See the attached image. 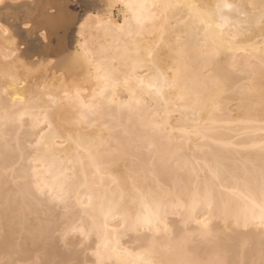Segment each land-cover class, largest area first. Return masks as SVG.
I'll return each mask as SVG.
<instances>
[{
    "label": "bare ground",
    "instance_id": "obj_1",
    "mask_svg": "<svg viewBox=\"0 0 264 264\" xmlns=\"http://www.w3.org/2000/svg\"><path fill=\"white\" fill-rule=\"evenodd\" d=\"M104 2L105 8L109 3L116 5L110 12L112 25L123 24L122 0H105ZM147 2L164 5L175 3L176 0H147ZM180 2L197 6L201 13L206 14L204 18L212 27H206L188 9L166 11L161 7L157 9V12L162 14L164 19L158 20L155 28L149 25L150 32L140 41L142 49L147 47L149 42L159 43L160 29L163 28V43L155 59L165 71L173 70L168 72V75L175 77L177 87L166 89L164 98L143 95L140 97L141 104L134 106L131 112L127 109L121 110L117 106L129 99L128 92L124 88H120L116 93L115 104L104 101L98 113L89 116L88 123L79 122L80 102L75 99L76 88L79 87L85 102L92 100L98 84L94 75H90V71L94 73L95 69L88 62L89 60L104 61L107 67L114 69L121 78L123 77L127 68L124 59H122L123 53L116 50L118 47L116 40H121L119 47L122 48L126 37L114 32L107 26L98 28V22L95 19L97 13L88 12L76 22V40L70 54L63 56L64 58L61 57L60 63H57L58 60L55 61V59L45 61V65L52 66L54 70L59 68L58 72L49 68L50 66L31 68L33 65L31 66L29 63L26 65L31 67L27 68L21 61L29 54L28 49H31L29 46L38 42L32 47L45 52L54 51L60 41V35L70 28L76 17L72 18V15L69 14V2L67 0H6L5 5L0 7V19H3V22L13 19L10 27L0 22V25L9 29L8 36L0 31V116L3 115L5 108L12 110L14 103L15 111L18 114L23 110L25 104H29L30 101L37 98H39V103L34 106L44 107L48 104L47 95L51 93L59 96L62 100V103L55 110L53 120L62 140L66 141L69 136H75L79 133L83 137L94 140L97 144L103 142L104 146L101 151L105 154L101 157L104 165L101 172L97 173L88 167L86 154L81 153V156L85 157V168L81 169L79 165H76L74 174L72 171L68 172L70 177L68 188L72 195L68 199L67 207L63 205L67 210L68 208L77 209L75 214L70 212L71 215L69 217L67 215L68 219L67 224L65 223L66 227H63L64 231L67 230L70 233L73 227H77L90 233L83 240L88 241L91 236H94L93 264H99L101 259L103 264H133L135 254L144 249L154 251V259L157 260L158 264L161 261L167 264L169 260L180 257L181 254L176 247V242L182 237L188 241L193 240V243H188V248L203 261L209 260L217 252L224 254L229 264H235L237 258L239 262L244 264H261L262 259H264L262 256L264 253V230L252 226L248 228L236 227L235 221L232 219L244 211L245 201L242 193L247 192L245 181L252 183L254 178H258L259 168L264 161V153L256 146L264 142V133L260 131V125L264 123V68L260 63V54L255 50L264 45V26L258 24L262 0H180ZM224 3L243 5V11L248 14L246 19L243 16H237L234 11L229 12L227 9L224 10V15L246 23L250 27L236 33L235 29L229 26L223 30L224 34L221 36V29L216 27V24L221 22L219 14L216 12V6ZM250 5L254 7H250ZM115 9L117 16L113 13ZM90 13L92 18H89ZM25 21L32 25L30 30L24 28ZM82 24L84 25L83 28L81 27ZM17 25L20 26V32L17 30ZM41 32L47 33V43L45 44H42L43 42L41 41V43L38 39V33ZM232 34L238 36V39L233 42L236 45L235 50L221 51L218 57L207 55L213 48L214 40L217 43L227 41ZM19 36H23L22 40L29 43V46L26 47L22 42L20 43V39L16 38ZM41 37L40 35L39 38L44 40ZM205 40L207 44H205ZM85 52L88 53L87 59L84 58ZM48 53L50 54V52ZM77 55L80 56L82 63L70 70L66 61L69 57H76ZM162 57L163 59H161ZM145 67L146 71H141L138 75L147 78L150 76V71L147 70V65ZM45 86L48 91L42 92L40 89ZM5 88L7 95H4ZM185 88L187 91H183ZM66 90L71 94V98H64ZM181 95L184 96L183 100L179 99ZM17 96L21 99L14 101L13 98ZM197 96L202 101L199 105L195 103ZM209 98H217L218 107H214L211 103H205ZM21 100L24 101V104L21 103ZM233 100H237L235 115L232 114L231 108L229 109L228 106L229 102ZM193 108L196 109L195 112L192 111ZM107 117L112 118V120L108 118L110 121L106 122ZM123 117L126 120L135 119L143 131L140 134L129 132V126L127 127L125 123L123 125L120 122L123 121ZM153 124L167 125L166 131H153L151 129ZM118 127L123 128L127 137L117 136ZM21 128L25 129L21 133V135L23 134V143L32 145L30 146L31 151L27 150L29 152L25 153L24 144L16 137L18 136V134L16 135L17 130ZM191 129H199L201 136L184 134V130ZM6 136L10 138L12 136L13 141H17H15L17 144L15 148L18 150L17 156L13 152L16 149L14 147L15 150L11 149V140H8L9 138L6 140ZM203 136H207L208 139H203ZM38 139L39 129L33 127V122L30 119L25 118L22 127L19 122L5 123L0 119V172L3 171L0 173V190L6 185L2 179V174L7 168L11 171L12 168L10 169V167H14L16 162L18 164L20 162L21 165V161H25L26 164L23 162L19 166L21 170L19 167L15 170L12 169V178H23L22 175L28 178L27 183L23 179L25 183L19 184L20 186L14 194L10 189L12 196L7 194L8 191L6 192V204L10 205L12 201H15L16 196H22L19 197L23 198L20 199V204H22L19 205L18 200L17 206L21 207L25 204L29 210L31 199L28 198L29 201L26 200L28 202L24 203L26 197L23 196L33 198L34 196L29 193L34 192L35 184L52 180V176L45 170L46 164L41 162L44 150L40 149L38 153L34 147ZM132 141H143L148 148H152L151 154H145L151 156L148 158L151 159H146L144 155L145 159H140L144 164L139 161V167H136V164L134 167L130 165L132 156L127 159L133 152ZM111 143L114 145L112 146ZM14 145L12 143V146ZM106 147L109 149L106 150ZM54 151L60 155L61 159H65L74 155L75 145L67 143L63 147L57 146ZM114 152L118 154L119 158L123 157L120 161L122 165L117 164L120 159L115 156L116 154L112 156ZM213 157L223 162L227 172L222 176L221 183L214 185V207L211 214L206 208L197 210L195 214L201 220L205 217L209 218L213 240H202L199 236L192 235L198 229L195 220L188 224L187 232L189 234L187 236H185V229L180 228L181 232H184L182 234L184 236L180 235V237L178 236L180 230L175 229L177 226L175 228L171 226L172 221L169 222L170 224L168 223V217L172 215L180 217L185 214L184 205L191 202V198L197 190L203 192L206 174L199 171V168L194 172L192 167L197 160H211ZM144 160L148 163H145ZM185 161L189 162L187 167ZM23 164L27 166L24 167ZM70 167L65 165V168ZM16 170H20V172H15L14 177ZM146 171L147 175L150 174L149 179L146 178L147 175L143 178ZM179 171L181 172L179 173ZM5 176L4 179L6 180ZM149 180L153 185L155 184L153 188L146 183L150 182ZM237 180L240 183H237ZM233 188L238 190L235 194L231 191ZM136 189L143 191L149 203L157 200L165 205L161 210L163 221L158 230L154 227L152 231H148L146 227L136 223L137 216L144 211ZM1 193L0 195L3 196ZM89 197L92 200L91 205H89ZM37 198L34 197L33 199L36 200ZM33 199L32 202H34ZM106 200L121 202L122 212L119 216L109 217L105 222L99 212V207ZM7 201L9 202L7 203ZM34 204L35 202L32 203V205ZM1 210L3 211V209ZM9 210L8 212L11 213L12 210ZM2 211L0 212L1 215ZM22 211L21 209V213L24 212ZM165 212L167 215H164ZM225 212L228 213L227 219L222 218ZM5 216L7 217V215ZM22 216L24 217V215ZM23 217L22 220L26 218ZM92 217L96 218L98 230L93 228ZM6 219L8 222V217ZM216 219H220L224 226L220 227L217 223L216 226L215 222L213 225L212 222ZM15 221H11V223H15ZM176 222L179 223V221ZM6 226L8 224L4 226L5 229ZM165 227L168 229L167 232ZM7 229L11 230V227L8 226ZM10 230H8L9 234L5 231L6 235L4 234L0 241L5 246L0 245V250L4 247L7 250L10 248L9 246L13 241L12 235H14L11 234ZM138 231L149 232L150 238L141 241L136 247L128 246V243L122 240V237L125 235L127 237L128 233L135 234ZM48 233L49 228L38 225L33 227L29 234L33 240H37L46 234L48 235ZM192 237L199 238L201 242H204L200 243L202 245H194L198 240ZM98 245L100 246L99 249ZM48 249L51 256L57 257L58 250L53 245H49ZM97 251H99V257L95 254ZM124 253H131V255ZM23 255L22 253V257ZM74 258L76 259L75 256L71 259Z\"/></svg>",
    "mask_w": 264,
    "mask_h": 264
},
{
    "label": "snow or ice",
    "instance_id": "obj_2",
    "mask_svg": "<svg viewBox=\"0 0 264 264\" xmlns=\"http://www.w3.org/2000/svg\"><path fill=\"white\" fill-rule=\"evenodd\" d=\"M6 0H0V7L5 5ZM116 7L115 4L109 3L104 9L103 15L96 14L95 19L98 22V28L108 27L113 29L114 32L119 33L122 36L126 37V40L123 42V47H119L121 40L117 39V51L122 52V59L125 61V66L127 71L123 74L121 78L120 75L112 68L106 66L104 61H95L89 60L88 62L94 66V73L90 71V75H94L95 80L97 81L98 88L93 95V98L90 102H85L81 96L79 87L75 91V99L80 102V121L83 123L89 122V116H94L98 113L102 107V103L107 101L110 104H115L116 102V93L120 88H124L128 94L129 99L121 102L119 109L128 111H133L134 106H139L141 104V98L143 95L147 94L150 97H159L164 98L166 89H175L177 87V81L174 76H169L168 72L173 71L168 69L165 71L160 63L156 61L157 52L163 43V28L161 27V38L159 43L149 42L148 46L141 48L140 41L143 40L144 36L150 32L149 25H152L153 28L156 27V22L158 20L164 19L162 14L157 12V9L161 7L166 11L176 10V9H188L190 13H193L200 19L202 24H205L206 27H212L211 24L207 23L205 20L204 13H201L197 6L182 3L180 0H176L175 3H167L160 5L157 3H148L147 0H122L121 7L123 9L124 23L112 25L110 12L111 9ZM250 7H254L251 6ZM261 13L259 16L258 24L264 26V0L261 2ZM243 5H234V4H218L216 6V12L219 14L220 23L216 24V27L221 29V36H223V30L226 27L231 26L235 29L236 33L241 32L249 28L250 26L246 23H243L239 20H233L228 16L224 15V10L227 9L229 12H235L237 16H243L247 18V13L243 11ZM89 18H92V14H89ZM83 28L84 25L82 24ZM24 28L30 30L32 25L27 21L24 22ZM0 31H3L5 36H8L9 29L0 25ZM40 35L44 38L45 42L47 41V33L41 32ZM238 39L236 34H232L227 41H219L217 43L213 41V48L210 52L207 53L208 56H219L221 51H233L236 48V45L233 43ZM205 44L207 41L205 40ZM260 54V63L262 68H264V45H261L258 49H255ZM143 53V55H142ZM15 55V54H14ZM88 53L85 52L84 58L87 59ZM163 59V57L161 58ZM52 62V61H50ZM69 69L76 68L82 63L79 55L76 57H69L66 61ZM150 71V76L147 78L141 77L138 75L141 71ZM15 80V78H13ZM42 92H47L48 89L45 86L40 89ZM183 91H187L185 88ZM139 94V95H138ZM4 95H7V89H4ZM109 97H111L109 99ZM64 98H71V94L66 90L64 92ZM21 99L19 96L14 97L13 100ZM179 99L183 100L184 96L181 95ZM48 104L44 107H36L34 105L39 103V98L34 101H30L29 104H25L23 110L18 114L15 111V103L13 104V109L9 110L4 109L3 115L0 116L5 123L19 122L21 127L23 126V121L25 118L30 119L33 122V127L39 129V139L36 141L35 148L38 153L40 149H43V155L41 162L46 164L45 170L49 175L52 176L51 181H44L43 183H37L34 185V192L29 193L35 197L44 198L47 196L51 202L56 204H63L67 207L68 199L72 195L68 188V181L70 177L68 172L72 171L75 173L76 165H79L81 169L85 168V157L81 156V153L86 154L87 166L94 169L97 173L101 172V168L104 167L101 157L105 154L101 151L103 148V142L97 144L94 140H90L86 137L81 136L77 133L75 136H69L68 139L62 140L59 130L56 128L53 123L55 117V110L59 104L62 103V100L59 96L52 95L49 93L47 95ZM21 103L24 104V101L21 100ZM195 103L197 105L201 104V98L196 97ZM205 103H211L214 107H218L217 98H209ZM193 112L196 111L195 108L192 109ZM167 125L164 124H153L151 129L156 130H165ZM260 131L264 133V123L260 125ZM184 134L188 136L196 135L201 136L199 129L184 130ZM203 139L207 140V136H203ZM214 142V141H213ZM71 143L75 145L74 155L65 159H61L54 149L57 146L63 147L65 144ZM32 146V145H30ZM260 148L261 152L264 153V142H261L259 145H256ZM225 147H228L225 145ZM204 151V149H201ZM210 151V150H209ZM188 161H185V166L187 167ZM71 166L70 168H65V165ZM202 165V167H199ZM204 172L206 174V179L204 182V190L201 193L197 190L189 204L184 205L185 214L179 217L180 226L185 229V236L189 233L187 232L188 224L195 220L198 229L192 235L199 236L202 240H211L213 237L211 223L208 217L201 220L196 217V212L199 209L206 208L211 214L214 207L213 199V189L215 184H220L222 176L227 172V169L224 167L223 162L213 157V159L204 161L197 160L192 167L194 172L197 171ZM86 178V177H85ZM235 179V177H234ZM14 182H16L14 180ZM240 183L239 180L236 181ZM245 187L247 189L246 193H242L243 199L245 201V208L242 214L232 217L235 221L236 227L248 228L250 226L257 227L261 230H264V161H262L259 168L258 178H254L252 183L245 181ZM228 190V189H225ZM137 195L139 197V202L143 207L144 211L142 214L138 215L136 218V223L140 226L146 227L148 231H152L155 227L158 230L160 223L163 221V216L161 210L165 205L157 200H153L152 203H149L147 197L143 191L136 189ZM234 194L238 191L233 188L231 190ZM78 196V194H77ZM92 200L89 197V205H91ZM99 212L103 216L105 222L109 217L119 216L122 212V204L116 200H106L100 204ZM164 215H167L165 212ZM228 213L225 212L222 215V218L227 219ZM124 218V217H120ZM93 228L98 230L96 224V218L92 217ZM106 227V224H105ZM79 232L83 239H86L89 236V232L85 231L83 228L73 227L71 232ZM165 231L168 229L165 227ZM62 237L68 235V231L63 233H58ZM188 240L186 238H181L176 242V247L181 254L179 258L175 260H169L167 264H229V261L225 258V255L217 252L212 258L207 261H203L197 258L188 248ZM83 247V244L81 245ZM99 249V245L97 246ZM99 257V251L95 253ZM125 255H131V253H124ZM154 251L152 249H144L139 253L135 254V259L133 264H158L157 260L154 259ZM264 256V253H262ZM0 264H17V261L10 258L0 260ZM29 264H37V262H29ZM99 264H103L102 259L99 261ZM159 264H164L163 261ZM261 264H264V259H262Z\"/></svg>",
    "mask_w": 264,
    "mask_h": 264
},
{
    "label": "rangeland",
    "instance_id": "obj_3",
    "mask_svg": "<svg viewBox=\"0 0 264 264\" xmlns=\"http://www.w3.org/2000/svg\"><path fill=\"white\" fill-rule=\"evenodd\" d=\"M67 1L69 2V10H70L69 14L72 15V18L76 17V20L74 21V23L70 26V28L68 30L64 31L60 35V41L58 42V45H57L56 49L54 51H51V50L48 51V52H50V54L48 52L43 51V50L35 49L34 47H32L34 44H38V42L37 43L35 42L33 44L30 43L32 46H29V43H27L26 41L22 40L24 38L23 36L16 37V38H18V40L20 39L19 40L20 43L22 42L23 45H25L26 47L29 46L32 49V50L28 49L29 54L27 56H25L22 59V61H21L22 64L24 66H26L27 68H30L32 65L33 66L31 68H33V67L40 68V67H43V66H47V65H45V61H47L48 59H53V60L55 59V61L58 60L57 63H60L59 61L61 60V57H63V56L65 57L66 55L68 56L70 54V52L72 51V48L75 45V40H76L75 25H76V22L88 12L97 13V14L103 15V12H104V9H105V6H104V3H105L104 1L105 0H67ZM113 13H114L115 16H117L116 15V9L113 10ZM0 20H1L0 22H2L4 25L10 27L11 26V21L13 19L11 18L10 20L8 19V20H5L4 22L2 21L3 19H0ZM17 28H18L17 30L19 31L20 26L17 25ZM38 34H39V37H40V33H38ZM39 37H38V39L40 40V42L41 41L43 42V43L41 42L42 44L47 43V42H44L45 40H42ZM41 51H43V52L41 53ZM28 63L31 66L30 65H26ZM48 66H50V65H48ZM58 66H59V64H58ZM49 68L53 69L52 66H50ZM54 68H55V66H54ZM54 71L58 72L59 68H57V70H54ZM30 82H33V81H30ZM228 106H229V109L231 108L230 111L232 112V114L235 115V113H236L235 110L237 108V100L236 101H234V100L230 101ZM108 118L112 120V118L107 117L106 122L110 121ZM103 119H106V118H103ZM122 120L123 121H120V122H122V124L125 123V126H127V127L129 126V130H130L129 132L140 134L143 131V128H141V127H139L137 125V122H136L135 119L126 120L125 117H123ZM73 126H71V127H73ZM84 126H82V127L86 129V127H84ZM21 129L17 130L16 135L18 134V136H16V137H17L18 140H20L23 143V139H22L23 138L22 137L23 134L21 135V133H23L25 129L24 128H21ZM118 130H119V133H117V136L127 137V135L123 131L122 127H120V128L118 127L116 132H118ZM114 131H115V129H114ZM11 138L7 137V136L5 137L6 140L7 139L11 140L10 141V146H11V149H12L13 147L14 148L17 147V144H16L17 141L16 140L13 141L14 138L12 136H11ZM11 142L13 143V145L14 144L15 145L12 146ZM111 144H112V146L114 145V143H111ZM23 147H24V153L31 151V147L28 144H24ZM131 147H132L134 153L132 152L131 153L132 155L128 156L127 159L132 156L131 159L129 158L131 161L133 160L132 162L129 160L130 161L129 162L130 165L134 167L135 166L134 164H136V167H139V164L143 163L142 161H140V159L144 158L145 154H151L150 151L152 150V148H148L147 145L145 144V142H143V141H141V142L140 141H135V142L132 141L131 142ZM15 149H14L15 151H13V152L16 155V154H18V150H17V148H15ZM105 149L108 150L109 148L106 147ZM138 149H139V152H138ZM27 150H29V151H27ZM139 153H142L143 155L139 154ZM113 154H116V152L112 153V156H114ZM137 154H138V156H137ZM117 155L118 154H116L115 156H117ZM145 156H146V159L151 157V156H148V155H145ZM121 158H123V157H121ZM121 158H119L120 160H119V162H117L118 165H122V162H120V161H122ZM150 159H148V160H150ZM139 161H140V163H139ZM23 162H25V161H21V165H22ZM144 162L146 163L147 161L144 160ZM24 164H26V162ZM21 165H20V162H19V164H18V162H16V164L13 165L14 167H10V169L11 168L13 170L18 169V167L21 166ZM141 165H140V167H141ZM26 166L27 165H24V167H26ZM19 168L21 170V167H19ZM8 169L9 168H7L6 171H4V174H2L3 175L2 179H3V181L6 184L3 187L4 191H2L3 188L0 190V193L2 191L1 194L3 195V196L0 195L2 197L1 199H3V200L0 199V212L2 211L1 209H3V211L5 212L3 214V211H2L3 218H2V215L0 213V215H1L0 216V218H1L0 219V241L4 237V234L6 235V232L7 233L9 232L8 230H10V229H7L8 226L11 227V230H10V232H12L11 234H14V235H12L13 241L11 242V245L9 246L10 248L8 250L6 249V247H4L5 249L1 248V250H0V260L10 258L12 260L17 261V264H29V262H37V264H93L94 260H93V251H92V249H93V246H94L93 242L95 240L94 236H91L92 238L90 237L91 239L89 238L88 241H87V240H83V238L80 237L81 235L79 233H76V232L75 233H73V232L68 233L69 234L68 237L67 236L66 237H62L61 235H58V233H63L64 232V228L63 227H66L65 225L67 224V219L71 215L70 212L75 214L76 211H77L76 208L75 209L71 208L72 210L70 208H68V210H67V208H64L63 204H56V203H53V202L51 203L50 199H48L46 196L43 198V200H42V198L40 199V198H37V197H36L37 199L34 200L33 198L35 196L33 198H31L29 196L28 197L27 196H23V197H26V199L24 198L25 199V201H23L24 203H27L29 201V199H31V207H29V210H30L29 213L30 214L28 213L29 210L27 208V205L26 206H25V204L22 205L21 206L22 208L20 206H17L18 205L17 204L18 200H19V205L22 204V203L20 204V199H23V198H19V197H22V196H16L15 201H12V199H10L12 201L11 204L10 205L6 204V199H7V198H5V197H7V196H5L6 192L8 191L7 194H10V196H12V194H14L15 191L17 190L18 186L24 184L26 182V180L28 179V178H25L23 175H22L23 178H21V177L20 178H16L15 177V172L16 173H17V171L20 172V170L14 171V177L15 178L13 179L12 178L13 174H11L13 171L11 169V171H12L11 172ZM180 172L181 171H179V173ZM0 173H3V171H1ZM6 173H8V174H6ZM145 173H144L143 178L146 177L147 171ZM5 174H6V176H5ZM4 176L6 177V180L4 179ZM149 176H150V174H148L146 178L149 179ZM23 179H24L25 182L23 181ZM148 179H147V181H148ZM14 180L16 182H14ZM145 181H146V179H145ZM149 181L150 182H146V183L150 187L153 188L155 186V184L153 185V183H151V180H149ZM10 189H11L12 194L10 192ZM32 199L35 202L34 205H32V203H34V202H32ZM26 200H28V201L26 202ZM8 202L9 201H7V203ZM15 208H16V210H15ZM23 208H25V209L27 208V209L24 210ZM8 209L12 210L11 213L8 212ZM21 209L24 211V212L22 211L23 213H21ZM73 210H75V211L73 212ZM18 211H20V212H18ZM6 212H7V214H6ZM21 214L24 215V217H26V218H24ZM4 215H7L8 222H7V219H6L7 217L6 216L4 217ZM11 215H12V217H11ZM14 215H15V217H14ZM18 215H19V217H18ZM67 215H68V217H67ZM22 217L24 218L23 220L21 219ZM11 221H13V222L15 221V223H13V222L11 223ZM170 221H172V224H173V225L171 224L172 227L175 228L177 226V228H175V229H179L180 232H181V229L184 230V228H182L180 226V224H179L180 223L179 216L172 215L171 217H168V223ZM176 221H179V223H177ZM220 221H221L220 219H216V221L214 220L212 222V224L215 222V225L217 223L218 226L223 227L224 224L223 223L221 224L222 221L221 222ZM22 222H24V223L22 224ZM4 224L5 225L8 224V226H6V229L4 227L5 226ZM174 224H175V226H174ZM38 225L42 226V227L49 228V233H48V235L46 234V236L44 235L43 237H41V239L33 240L29 233H31V229L33 227L38 226ZM3 228L5 229L6 232L4 231ZM180 232H179L178 236L184 234L183 231L181 232V234H180ZM149 236H150V233L147 232V231H138L135 234L134 233H128L127 237H126V235L122 237L123 238L122 240L123 241L125 240L126 243H128V246L136 247V246H139L138 244H140L141 241L148 240L150 238ZM182 236H184V235H182ZM12 237L10 235V240H11ZM63 238H65V239H63ZM190 239H191V237H190ZM193 239H196V240L200 241V242L196 241V243L194 242L195 243L194 245H202L200 243L204 242V241L201 242V240L199 238L197 239V238L194 237ZM130 240H131V243L129 244ZM212 240L213 239L211 238V241ZM127 241H129V242H127ZM189 241H188L189 243H193L192 242L193 240H189ZM31 243H33V244H31ZM82 244H83V247H81ZM0 245H2V247L5 246L2 243H0ZM19 245H20V247H19ZM49 245H53L56 248V250H58L57 257L51 256L48 253L49 252V249H48ZM24 246H25V248H24ZM192 246H193V244H192ZM246 247L248 248V246H246ZM22 248L25 249V250H23ZM21 252L24 254L23 257H22V253ZM69 255H71V257H69ZM74 256L76 257L77 260L75 258L73 260L71 259ZM68 257H69V259H68ZM238 260L239 259L237 258L235 264H239V263L240 264H244L242 262H239Z\"/></svg>",
    "mask_w": 264,
    "mask_h": 264
}]
</instances>
